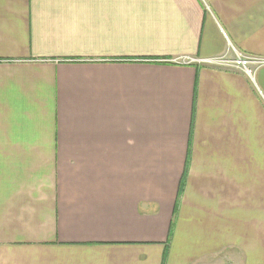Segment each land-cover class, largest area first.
I'll list each match as a JSON object with an SVG mask.
<instances>
[{"label": "crops", "instance_id": "crops-1", "mask_svg": "<svg viewBox=\"0 0 264 264\" xmlns=\"http://www.w3.org/2000/svg\"><path fill=\"white\" fill-rule=\"evenodd\" d=\"M229 48L264 0H0V264H264V66L173 63Z\"/></svg>", "mask_w": 264, "mask_h": 264}, {"label": "built area", "instance_id": "built-area-1", "mask_svg": "<svg viewBox=\"0 0 264 264\" xmlns=\"http://www.w3.org/2000/svg\"><path fill=\"white\" fill-rule=\"evenodd\" d=\"M234 53V57L230 56V51ZM173 63H187V64H200V65H209L214 67H223V68H237L251 78L255 74V69L264 66V59L251 57L243 55L242 53L237 52L235 49L229 48L228 51L221 56L205 59V60H188V59H174ZM255 68V69H254Z\"/></svg>", "mask_w": 264, "mask_h": 264}, {"label": "rangeland", "instance_id": "rangeland-1", "mask_svg": "<svg viewBox=\"0 0 264 264\" xmlns=\"http://www.w3.org/2000/svg\"><path fill=\"white\" fill-rule=\"evenodd\" d=\"M231 57H234V55L233 54H231L230 55ZM221 258H224V256L223 257H221ZM224 260H225V258H224ZM226 262H228V258H226ZM229 263V262H228ZM221 264V263H220ZM225 264V263H224Z\"/></svg>", "mask_w": 264, "mask_h": 264}]
</instances>
